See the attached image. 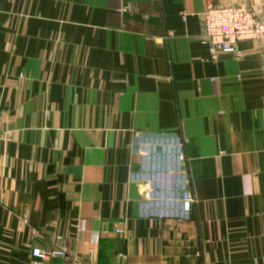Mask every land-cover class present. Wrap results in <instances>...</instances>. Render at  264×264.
I'll return each mask as SVG.
<instances>
[{"label":"crops","instance_id":"obj_1","mask_svg":"<svg viewBox=\"0 0 264 264\" xmlns=\"http://www.w3.org/2000/svg\"><path fill=\"white\" fill-rule=\"evenodd\" d=\"M208 5L264 21V0H0V264H264V36L212 61Z\"/></svg>","mask_w":264,"mask_h":264},{"label":"built area","instance_id":"obj_2","mask_svg":"<svg viewBox=\"0 0 264 264\" xmlns=\"http://www.w3.org/2000/svg\"><path fill=\"white\" fill-rule=\"evenodd\" d=\"M263 36L264 21L254 11L246 7L208 5L203 15V31L200 40L208 48L214 62L218 61L222 55H233L236 59H241L243 54L239 50V44L256 41ZM182 201L185 207L191 205L193 197L190 192L185 191L183 193ZM31 255L32 264H49L56 259L65 260L69 264H85L80 257L68 251L66 244L53 248H43L36 245L33 247Z\"/></svg>","mask_w":264,"mask_h":264}]
</instances>
